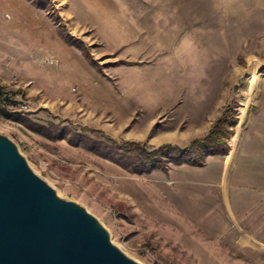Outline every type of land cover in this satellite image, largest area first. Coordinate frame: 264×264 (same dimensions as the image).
Wrapping results in <instances>:
<instances>
[{
    "label": "rangeland",
    "instance_id": "rangeland-1",
    "mask_svg": "<svg viewBox=\"0 0 264 264\" xmlns=\"http://www.w3.org/2000/svg\"><path fill=\"white\" fill-rule=\"evenodd\" d=\"M0 87V130L128 253L264 264V0H0ZM229 105L228 156L143 172L15 119L158 147L206 135Z\"/></svg>",
    "mask_w": 264,
    "mask_h": 264
},
{
    "label": "water",
    "instance_id": "water-1",
    "mask_svg": "<svg viewBox=\"0 0 264 264\" xmlns=\"http://www.w3.org/2000/svg\"><path fill=\"white\" fill-rule=\"evenodd\" d=\"M0 264H145L85 204L62 195L0 130Z\"/></svg>",
    "mask_w": 264,
    "mask_h": 264
},
{
    "label": "trees",
    "instance_id": "trees-1",
    "mask_svg": "<svg viewBox=\"0 0 264 264\" xmlns=\"http://www.w3.org/2000/svg\"><path fill=\"white\" fill-rule=\"evenodd\" d=\"M91 56L93 57L92 54ZM93 60L100 66L97 59L93 57ZM231 107L229 105L225 108L224 113L213 122L206 135L195 137L186 145L166 143L158 147H150L136 140H118L107 134L99 135L95 133V128L87 126H84L86 130H81L67 124L55 122L45 124L21 113L15 114V119L37 131H47L49 135L67 137L75 143L85 142L92 151L128 169L143 172L155 168L167 170L169 163L203 165L210 155H227L231 149L229 140L239 122Z\"/></svg>",
    "mask_w": 264,
    "mask_h": 264
},
{
    "label": "crops",
    "instance_id": "crops-1",
    "mask_svg": "<svg viewBox=\"0 0 264 264\" xmlns=\"http://www.w3.org/2000/svg\"><path fill=\"white\" fill-rule=\"evenodd\" d=\"M185 10H186V12H187V14H189V12H190V8L189 7H185V8H183V11H184V13H185ZM238 143V142H237ZM239 144H237V146H238ZM236 146V147H237ZM234 148V145H233V149H232V151H233V153H232V151H231V155L232 154H234L236 151H237V148ZM237 154V153H236ZM235 155V154H234ZM228 156V155H227ZM230 156V155H229ZM236 157V156H235ZM234 161H235V158L232 160V156H231V158L229 159V161H228V163H229V165L231 164V166H233V164H234ZM231 162V163H230ZM247 235L246 236H248L249 235V233H246ZM251 238H257L256 236H250Z\"/></svg>",
    "mask_w": 264,
    "mask_h": 264
},
{
    "label": "built area",
    "instance_id": "built-area-1",
    "mask_svg": "<svg viewBox=\"0 0 264 264\" xmlns=\"http://www.w3.org/2000/svg\"><path fill=\"white\" fill-rule=\"evenodd\" d=\"M6 16L7 17L10 16V14L7 13ZM4 95L5 94L3 93V90L0 87V104L4 98ZM29 108H30L29 104L27 102H24L21 104V107L19 109H20V111H26V110H29Z\"/></svg>",
    "mask_w": 264,
    "mask_h": 264
},
{
    "label": "bare ground",
    "instance_id": "bare-ground-1",
    "mask_svg": "<svg viewBox=\"0 0 264 264\" xmlns=\"http://www.w3.org/2000/svg\"><path fill=\"white\" fill-rule=\"evenodd\" d=\"M237 137H235V139L234 140H236L237 141V139H236ZM236 143V142H235ZM235 146V145H234Z\"/></svg>",
    "mask_w": 264,
    "mask_h": 264
}]
</instances>
